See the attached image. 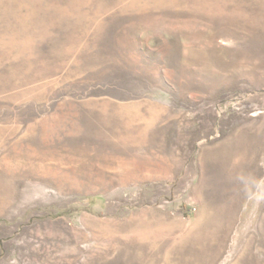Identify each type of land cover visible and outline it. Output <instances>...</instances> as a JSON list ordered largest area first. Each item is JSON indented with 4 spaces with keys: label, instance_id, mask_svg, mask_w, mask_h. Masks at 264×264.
Here are the masks:
<instances>
[{
    "label": "rangeland",
    "instance_id": "374dc122",
    "mask_svg": "<svg viewBox=\"0 0 264 264\" xmlns=\"http://www.w3.org/2000/svg\"><path fill=\"white\" fill-rule=\"evenodd\" d=\"M0 264H264V0H0Z\"/></svg>",
    "mask_w": 264,
    "mask_h": 264
}]
</instances>
